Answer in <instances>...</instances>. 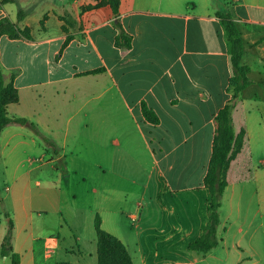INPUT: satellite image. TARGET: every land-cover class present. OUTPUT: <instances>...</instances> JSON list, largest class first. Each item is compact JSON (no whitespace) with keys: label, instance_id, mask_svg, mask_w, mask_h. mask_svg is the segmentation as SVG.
<instances>
[{"label":"crops","instance_id":"obj_1","mask_svg":"<svg viewBox=\"0 0 264 264\" xmlns=\"http://www.w3.org/2000/svg\"><path fill=\"white\" fill-rule=\"evenodd\" d=\"M252 84L233 124L219 245L187 248L208 222L205 186L232 67L211 0H8L24 35L0 37V64L19 100L0 136V264H97L96 219L133 264H264V0H233ZM19 11L25 16L18 19ZM119 21L131 47L116 45ZM99 70V71H96ZM143 104L157 118L143 112Z\"/></svg>","mask_w":264,"mask_h":264},{"label":"trees","instance_id":"obj_2","mask_svg":"<svg viewBox=\"0 0 264 264\" xmlns=\"http://www.w3.org/2000/svg\"><path fill=\"white\" fill-rule=\"evenodd\" d=\"M8 0H0V4ZM112 6L115 15L119 13L121 0H108ZM25 16L23 11H19L18 19L22 20ZM217 16L221 20L226 37L229 43V54L232 67V76L229 82V91L232 93L231 99L218 112L216 116L217 128L213 143V153L209 163L207 174L204 178L205 186L211 193L210 203L208 206V222L203 233L193 242L189 243L187 248L194 250L200 256H205L212 249L219 245V227L221 224L222 199L225 189L228 185V170L232 160L240 152L244 144L245 129L238 134L235 132L233 124V110L236 101L242 95L246 88L252 84L249 77L250 67L243 64L242 59L245 53V42L239 29L235 15L231 10L222 12L218 11ZM119 33L116 37V45L124 49L131 47V37L123 29L121 23L116 21ZM8 34L16 38L21 35L30 38L28 28L21 29L17 24L12 23L8 18L0 20V37ZM99 71V70H96ZM264 93V83H260ZM19 100L18 90L13 83L7 84L4 79L3 69L0 64V136L2 130L9 124L19 123L29 125L35 129V125L23 117H11L8 114V105ZM145 116L153 121L157 118L152 116V112L143 104ZM97 230V264H133L132 258L123 244L113 234L106 231L101 226L99 218L96 219ZM13 221L10 219L9 228L3 242V253L11 257L12 264H21L20 254L15 252L12 246ZM57 264H72L69 262H59Z\"/></svg>","mask_w":264,"mask_h":264},{"label":"rangeland","instance_id":"obj_3","mask_svg":"<svg viewBox=\"0 0 264 264\" xmlns=\"http://www.w3.org/2000/svg\"><path fill=\"white\" fill-rule=\"evenodd\" d=\"M215 7L219 8V11L226 12L229 11V6H232L233 0H211ZM2 171L3 167L0 165ZM3 172L0 173V178H2Z\"/></svg>","mask_w":264,"mask_h":264}]
</instances>
